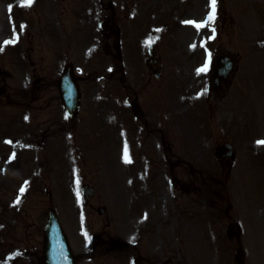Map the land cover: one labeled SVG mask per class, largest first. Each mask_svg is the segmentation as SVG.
Wrapping results in <instances>:
<instances>
[{"label": "rangeland", "instance_id": "rangeland-1", "mask_svg": "<svg viewBox=\"0 0 264 264\" xmlns=\"http://www.w3.org/2000/svg\"><path fill=\"white\" fill-rule=\"evenodd\" d=\"M219 1L224 7L223 1ZM229 1H227L228 4ZM168 2L170 0H34L35 13L30 14L28 13V5H26L25 0H0V48H2V51H0V86H5V95H11V90L13 89L17 98L28 99L29 96L25 94L28 88L27 85L38 81L37 84L41 85L44 91L34 92L36 96H39V99L37 102L32 103L37 108L48 111L45 113L46 120L55 119L60 114L57 109L60 108V105L56 82L60 68L68 62L75 63L81 71L86 72L85 80L82 81L84 88H89L90 91L94 89L95 91V96L89 98V100L93 101H91L87 110L89 117L87 128L81 130L80 126L78 131L73 134L70 131L73 126H70L59 138H54L57 142L55 157H63L66 160V168L61 170L59 168L60 165L56 166L52 170H48L50 175L48 173L43 175L45 173L44 166L37 165L39 155L36 148L39 145L36 142L41 139L37 135L32 137L28 133L30 131L29 126L35 127L37 121L40 120V116L37 118L36 116L26 117L28 114L26 107L12 106L6 99L0 98V128H5L9 125L11 129L10 132L4 131L0 133V197L2 196L0 200V264H11L12 250L16 247L20 251L26 250V253L30 251L28 249L30 248L32 255L34 252L37 254L41 252L42 231L46 221V210L49 206L55 207L61 215L63 223L65 221L67 226L68 233L77 232L79 234V238L72 242L73 247L80 246L82 248L89 242L91 243L95 236L88 238V235L91 233L97 234L95 232L98 231L100 233L102 231L110 232L114 234L113 237L120 238L123 241L128 240L131 244L136 242L138 235L137 200L133 199L132 202L120 201L119 194L114 190L118 191V185L120 184L126 186L127 189V185H129L133 187V190L129 189L130 193L135 194L134 186L137 183V171L135 178L131 180L130 178L135 174L134 168L131 166L138 159L142 161V156L139 155V152H131L129 156L134 157V162H131L132 164L128 163L125 167L121 162V155H119L120 161L117 163L115 157L111 155L113 151L108 152L107 149H104L100 153L98 150L100 144L96 142L107 140V137L111 134L108 133L105 121L101 117V109L106 104L104 100L105 89L108 86L99 87L94 86V84L117 82L118 79H109L110 72L108 69L113 67L119 69L121 65V60H118L113 48H111L110 55L103 53L105 40L99 33L97 21L99 19L98 14H108L114 18L119 27H124L126 32L129 35L131 34L128 41L136 43L138 47H131L129 42L126 46L123 43L122 58L128 63L130 54H134L133 50L141 49L144 51L146 47V42H143V40L148 38L147 34L144 33L146 37L144 36L142 40L138 35L134 39L137 31L140 28L143 30V27H145L144 23L141 22L144 20V14H150L160 4ZM233 2H237L240 8V17L243 14L246 16L245 13L250 14L251 7L248 6L254 7L256 3L259 5L257 8L258 12L264 11V0H233ZM181 4H184L181 9L179 7L171 9L178 22L181 19L189 18V16L193 19L195 17V19L201 20L203 14L204 21L205 16L210 12V7L206 0H184ZM162 14L165 15L166 13L163 12ZM141 15L143 16L141 17ZM232 20L237 21L235 17L231 19L228 29L232 25ZM178 24H180L178 27H181V25L184 27L178 28V30L173 32V36L163 39V42L160 41L155 47L163 52L171 50L178 57V61H180L185 49L184 39L190 35L204 36L203 30L205 27L203 26V30L200 31V28L197 29L192 24ZM30 25H32L31 32H26ZM21 26L23 27L21 28ZM221 30L225 36L224 45H227V40H230L231 43L232 39H235V37L231 38V35L226 36V29L222 28ZM251 36L250 38L253 39L254 37ZM13 39L14 42L4 43V41H12ZM219 41L222 43L219 49L229 47L223 45L222 39ZM257 47L258 50L256 51H249L248 58L253 55L250 64L253 70L259 68L258 72H260L261 69L264 70V36L258 42ZM47 50L51 51L47 52ZM76 53L80 54V58L75 56ZM193 54H196V60L194 61L199 63L198 50L193 51ZM249 73H252V71ZM254 76L259 77V75ZM252 80H247L248 88H256L258 86L259 83L251 84ZM97 97L100 100L94 101ZM240 99H245V97L241 96ZM258 104H264V97L261 98ZM14 108L17 110H13ZM54 108L56 109L53 111ZM32 113L34 114L35 112ZM2 119L8 120V122L6 123ZM52 139H47V141L50 142ZM71 141H75L79 145L80 155L76 154L78 161L75 155L71 153L74 148V145H70ZM122 143H124V140L117 138V144L122 148L121 152L124 150ZM62 148L67 150V152ZM205 150L208 151L205 153L206 166H219L217 161L213 163L208 161L210 152L207 148ZM81 151L83 155H81ZM8 152L10 153L9 155ZM17 152H19L18 156L13 159L12 157ZM247 155L248 153L239 155V152H236L237 162L235 166L242 164L240 166H245L246 169H249L250 166H258L254 162L250 164ZM146 160L148 162L147 166H150L151 162L148 157ZM31 162L33 164L27 166ZM122 167H125L124 169L128 173L126 177L119 174V170ZM87 169H92L93 183H91L95 186V190L100 193L102 199L108 202L97 203L96 200L93 203L94 206L104 203L107 208L105 215L99 216L96 212L91 211L90 214L92 216L88 214L87 220H82V206L75 203L76 199H74L73 194L80 180L79 176ZM24 170L30 175L32 191L29 201L26 202L22 198L23 202L21 204L11 205L10 198L14 191L11 190L4 195L2 192L10 189L9 180L19 179L21 171L23 172ZM257 170L258 174H260L261 170L259 168ZM42 176H44L43 182L40 181ZM230 178H235V169L232 170ZM251 178L252 175L249 177V183H247L249 190L254 188V181ZM64 180H67L68 183L64 184ZM262 183L263 181L261 182V189L264 188ZM44 187L52 191L51 198L42 191ZM35 189L40 191L35 193ZM237 198L240 200L238 196ZM254 203L255 207H257L258 202ZM72 207H74L76 212V214L74 213L75 217L79 219L77 224L71 219V215H73ZM25 208H27V212L28 210L30 212H28V215H25ZM88 221L90 225H87ZM256 222L262 223V219L255 214L254 223L256 224ZM26 232H28V235ZM75 241H79V246L75 245ZM252 244V258L254 259L256 254L261 258V245L260 248L254 247V240ZM97 249H105L107 251L102 250L101 258L94 260V263H91L85 256L81 261L85 262L84 264H125L126 260H129V264H131L128 254H119L117 251L110 249V247L108 248L105 242H99ZM29 259L31 264L35 262L34 256ZM82 262L80 264H83Z\"/></svg>", "mask_w": 264, "mask_h": 264}, {"label": "snow or ice", "instance_id": "snow-or-ice-1", "mask_svg": "<svg viewBox=\"0 0 264 264\" xmlns=\"http://www.w3.org/2000/svg\"><path fill=\"white\" fill-rule=\"evenodd\" d=\"M33 2V0H25L26 5L30 6L31 3ZM215 6H216V0H210V7H211V11L208 13L206 19L202 22H196V21H185L184 23L186 24H192L193 26H195L197 29L205 26V24H207L208 22L212 21L214 19L215 16ZM23 26H21L22 28ZM215 32V30L213 29V33ZM15 39V38H14ZM14 39L12 41H4L5 44L7 43H11L14 42ZM192 47H195V45H192ZM0 51H2V48H0ZM207 69V62L205 63V65L202 68L197 69V73L199 74L202 71H206ZM258 144L260 143H264V141H257ZM127 153V146H125V154ZM125 162H129L127 159ZM21 192L24 191V188L22 187L20 189ZM77 196H79V193L77 192ZM18 202V201H17Z\"/></svg>", "mask_w": 264, "mask_h": 264}, {"label": "water", "instance_id": "water-1", "mask_svg": "<svg viewBox=\"0 0 264 264\" xmlns=\"http://www.w3.org/2000/svg\"><path fill=\"white\" fill-rule=\"evenodd\" d=\"M50 241L53 243V239L55 238L54 235H52L51 231H50ZM53 247V244L51 245Z\"/></svg>", "mask_w": 264, "mask_h": 264}]
</instances>
